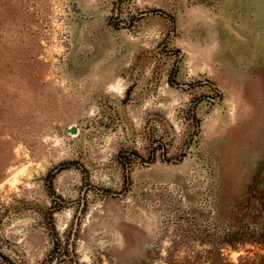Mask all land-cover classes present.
I'll return each mask as SVG.
<instances>
[{
	"label": "rangeland",
	"instance_id": "374dc122",
	"mask_svg": "<svg viewBox=\"0 0 264 264\" xmlns=\"http://www.w3.org/2000/svg\"><path fill=\"white\" fill-rule=\"evenodd\" d=\"M262 188L264 0H0V264H236Z\"/></svg>",
	"mask_w": 264,
	"mask_h": 264
},
{
	"label": "trees",
	"instance_id": "16d2710c",
	"mask_svg": "<svg viewBox=\"0 0 264 264\" xmlns=\"http://www.w3.org/2000/svg\"><path fill=\"white\" fill-rule=\"evenodd\" d=\"M253 186L260 188L261 183ZM243 202V213L234 227L224 229L222 242L242 251L236 264H264V188L260 193L249 190Z\"/></svg>",
	"mask_w": 264,
	"mask_h": 264
}]
</instances>
